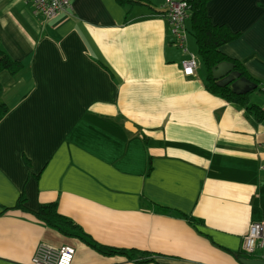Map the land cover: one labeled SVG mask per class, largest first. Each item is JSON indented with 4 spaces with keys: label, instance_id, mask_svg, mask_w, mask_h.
<instances>
[{
    "label": "crops",
    "instance_id": "crops-1",
    "mask_svg": "<svg viewBox=\"0 0 264 264\" xmlns=\"http://www.w3.org/2000/svg\"><path fill=\"white\" fill-rule=\"evenodd\" d=\"M147 1L162 14L72 0L47 22L28 3L0 0L1 48L23 65L0 73V264H30L40 245L72 248V264L258 259L241 242L264 221V122L210 94L191 14L181 48L167 0ZM207 10L240 34L221 52L264 83V0H211ZM254 91L250 103L264 109ZM21 196L27 211L15 208ZM47 205L99 246L154 262L104 255L41 223L33 214Z\"/></svg>",
    "mask_w": 264,
    "mask_h": 264
},
{
    "label": "trees",
    "instance_id": "trees-1",
    "mask_svg": "<svg viewBox=\"0 0 264 264\" xmlns=\"http://www.w3.org/2000/svg\"><path fill=\"white\" fill-rule=\"evenodd\" d=\"M117 3L122 7L129 9L135 7H146L152 12L162 14L153 8L152 4L147 0H116ZM211 0H187L188 7L191 14V26L192 34L196 40L198 46V57L201 58L204 69L206 70V87L210 94L223 98L231 104L238 105L252 115L258 122H264L263 109L257 105L251 104L248 95H236L232 93L231 85L227 87H220L213 79L212 71L222 63H230L234 65V71L239 73L241 78L249 80L256 85V91H260V85L262 83L256 81L243 67L242 63L237 60L231 59L221 52V48L230 42L237 40L240 34H234L228 30L225 26H216L212 23L209 17L207 5ZM23 69V65L13 61L9 55L3 52L0 45V73L7 71L11 75H18ZM1 88V87H0ZM255 92V91H254ZM8 109L5 105L0 104V121L6 116ZM26 199L21 196L18 200L15 208L27 211L25 208ZM34 217L41 223L47 226L58 229L66 236H74L82 239L91 249H94L104 255L114 256L122 255L128 257L129 260L139 259L142 262H154L146 258L147 253L131 252L129 254L126 250L115 249L102 246L92 240L72 221L62 216L55 205H47L41 207V209L33 214ZM136 253V254H134Z\"/></svg>",
    "mask_w": 264,
    "mask_h": 264
},
{
    "label": "built area",
    "instance_id": "built-area-1",
    "mask_svg": "<svg viewBox=\"0 0 264 264\" xmlns=\"http://www.w3.org/2000/svg\"><path fill=\"white\" fill-rule=\"evenodd\" d=\"M30 4L35 13L41 14L45 21H52L63 14L72 11V0H21ZM187 0H167L165 4V19L168 21L176 45L184 48L186 28L185 23L189 19L190 10ZM197 61L194 57L183 62V74L186 77L195 75ZM264 95V83L260 85V91ZM264 112V109H263ZM264 172V164L261 166ZM248 234L243 238L242 252L249 258H258L264 261V221L251 224ZM30 264H72L75 251L70 247L56 250L50 246L40 245Z\"/></svg>",
    "mask_w": 264,
    "mask_h": 264
},
{
    "label": "water",
    "instance_id": "water-1",
    "mask_svg": "<svg viewBox=\"0 0 264 264\" xmlns=\"http://www.w3.org/2000/svg\"><path fill=\"white\" fill-rule=\"evenodd\" d=\"M234 65L230 63H222L213 69V79L220 87H227L231 85L232 93L236 95H246L250 91L256 90L255 84L241 78L240 74L234 71ZM242 264H264L263 260L241 259Z\"/></svg>",
    "mask_w": 264,
    "mask_h": 264
},
{
    "label": "rangeland",
    "instance_id": "rangeland-1",
    "mask_svg": "<svg viewBox=\"0 0 264 264\" xmlns=\"http://www.w3.org/2000/svg\"><path fill=\"white\" fill-rule=\"evenodd\" d=\"M263 94L260 95V93H258L257 91L253 92L250 94V100L253 102V103H256V104H260L263 97H262Z\"/></svg>",
    "mask_w": 264,
    "mask_h": 264
}]
</instances>
